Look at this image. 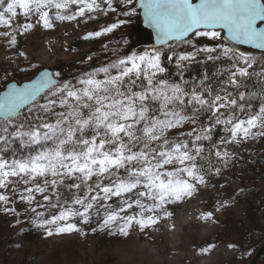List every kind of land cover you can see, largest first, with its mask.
Instances as JSON below:
<instances>
[{"label":"snow or ice","instance_id":"obj_1","mask_svg":"<svg viewBox=\"0 0 264 264\" xmlns=\"http://www.w3.org/2000/svg\"><path fill=\"white\" fill-rule=\"evenodd\" d=\"M118 10L129 19L142 14L160 47L117 57L74 81L45 71L0 96V205L19 216L9 207L18 196L32 224L48 236L80 232L74 221L94 218L99 230L116 228L123 235L133 223L141 231L152 227L158 213L171 215L169 203L207 183L212 156L225 165L232 158L226 147L211 143L216 127L229 134L220 145L264 136V66L257 72V61L235 47L264 50V0H0V27L12 28L22 14L25 23L13 29L22 35L34 26L32 17L51 28L53 19L87 21ZM125 23L118 18L84 39ZM0 36L17 44L12 32ZM197 38L213 43L200 45ZM193 63L202 66L201 77L185 79ZM249 80L257 91H246ZM204 114L209 122L200 124ZM189 123L190 131L168 136Z\"/></svg>","mask_w":264,"mask_h":264},{"label":"rangeland","instance_id":"obj_2","mask_svg":"<svg viewBox=\"0 0 264 264\" xmlns=\"http://www.w3.org/2000/svg\"><path fill=\"white\" fill-rule=\"evenodd\" d=\"M118 18L128 19V23L111 33L84 39L88 33L99 31L117 22ZM36 20L37 17L31 18L34 26L22 35L13 31L25 23L22 14L13 18L12 28L0 27V32H12L17 39V44L11 45L8 38L0 36V93L10 82L29 81L43 69L59 72L63 80L74 81L84 72L117 57L152 49H131L136 38L133 32L142 27L141 15L129 19L120 17L118 10L87 21L84 18L74 21L53 19L51 28L37 24ZM197 43L213 42L197 38ZM228 43L225 40V44ZM235 47L258 59L256 64L264 66V52ZM21 52L23 56L19 54ZM256 64L253 65L255 70ZM208 122V114L199 119L200 124ZM192 127L189 123L181 129H172L168 136L175 137ZM228 135L224 131L223 137ZM220 140L217 145L226 147L232 157L226 165L219 161L224 166V174H217L213 169L212 174L206 176L205 185H197L190 197L169 203L166 211L171 215L158 213L161 217L159 222L143 231L135 223L128 229V235L120 234L116 228L101 231L94 218L89 224L74 221L80 232L48 236L44 228L32 224L33 214L26 213L27 205L20 202L18 196L9 207H15L19 216L4 213L3 205H0V223L5 222L0 229V242L5 239L4 245H9L6 263L249 264L264 245V164H253L264 156V136L229 145H220ZM37 199L41 198L37 196ZM209 212L212 217L203 219ZM50 227L54 229L55 226ZM93 228L97 231L93 232ZM259 233L260 241L252 247L250 238L252 234ZM4 245L0 243V248ZM3 255H0V264L3 263ZM259 264H264V257Z\"/></svg>","mask_w":264,"mask_h":264},{"label":"trees","instance_id":"obj_3","mask_svg":"<svg viewBox=\"0 0 264 264\" xmlns=\"http://www.w3.org/2000/svg\"><path fill=\"white\" fill-rule=\"evenodd\" d=\"M133 34L136 35V38L134 37L135 41H132V43H131L132 44V48L131 49L135 50V49H138V48L139 49H142V48H144V49L155 48V45L153 43L151 34L149 33V31L145 30L143 27L137 28L133 32ZM256 61L259 62L258 59ZM165 63H167V61H165ZM167 67H168V72L172 76V78L173 79H178L175 76L176 68H175L174 64H168ZM216 67H220V68L227 67V63L226 62H223V63L218 62ZM255 67L257 69L256 71L260 72L262 65L256 64ZM202 71H203V69H202V66L200 64L193 63L185 70L184 78L185 79H191L192 77L200 78ZM207 71L210 74L214 71V68H213L211 62H209ZM220 79L223 80L224 77L221 76ZM261 79H264V76H261ZM248 84H249L250 87L248 89H246V91H257V89L253 86L254 80H249ZM40 102L43 103L42 100ZM251 103L253 104L254 108H258L259 107V100L251 101ZM223 133H224V130H223L222 127L218 126L216 129H214L212 134H211L212 135L211 143L217 145L218 141L221 139V137H223ZM205 144H206V152H207V147L209 145V142H205ZM211 159H212V164L214 166L213 169H215V167H219L221 169L220 172H222L221 175H223L224 172H225L223 164L221 162H219V160L217 158H215L214 156H212ZM257 163H260V164L263 163L264 164V156L262 158L256 159L253 164H257ZM4 223L5 222H3V224L0 223V229H2L4 227ZM260 237H261L260 233H259V235L252 234V237L250 238V243H251L252 247L256 246L259 243ZM4 241H5V239L1 240V242H0L1 245H4V243H3ZM5 243H6V241H5ZM7 251H9V245L5 244L4 247L0 248V255L4 254L3 255V263L2 264H8V263H6L8 261L7 257H6L7 256Z\"/></svg>","mask_w":264,"mask_h":264},{"label":"water","instance_id":"obj_4","mask_svg":"<svg viewBox=\"0 0 264 264\" xmlns=\"http://www.w3.org/2000/svg\"><path fill=\"white\" fill-rule=\"evenodd\" d=\"M138 8H139V4H138ZM141 13H142V10H141ZM141 16H142V19H143L142 27L145 30L149 31V33L151 34V37H152L154 45L156 47H160V44L158 43V40H157L156 30L154 28H152V27H149L148 24L146 23V21L144 20L142 14H141ZM226 35H227V33H226V30H225L224 31V36H226ZM238 46L250 48V49H253V50H257L259 52H264V50L254 48V47L249 46V45H238ZM45 71L53 73V71H51L50 69H43L33 79H31L29 81H25V82H22V83H18V82H15V81L10 82L9 84H7L6 88L0 93V96H2L4 94V91L7 90V87L11 86L12 84H15L17 87H20V86H22L25 83H28V82L36 80ZM263 257H264V245L257 251V253L255 254L254 258L252 259V261L249 264H259Z\"/></svg>","mask_w":264,"mask_h":264}]
</instances>
